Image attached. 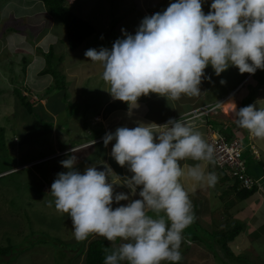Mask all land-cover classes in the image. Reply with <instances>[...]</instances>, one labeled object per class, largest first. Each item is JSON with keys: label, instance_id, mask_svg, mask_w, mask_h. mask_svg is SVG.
<instances>
[{"label": "clouds", "instance_id": "obj_1", "mask_svg": "<svg viewBox=\"0 0 264 264\" xmlns=\"http://www.w3.org/2000/svg\"><path fill=\"white\" fill-rule=\"evenodd\" d=\"M207 15L201 0H176L162 12L146 16L135 34L111 49H88L85 56L103 67L102 79L115 100L136 106L150 93L177 100L199 96L205 69L219 76L229 66L241 74L264 70V0H213ZM224 83V81H221ZM219 107V105H217ZM235 123L253 137L264 139V106L251 104L234 113ZM115 140L111 155L133 173L124 184L141 199L114 195L112 169H75L77 157L60 163L49 194L58 212L71 217L76 240L96 234L114 243L104 249V264H165L179 262L184 230L196 219L187 184L214 187L217 176L201 163L214 161V149L187 121L170 118L165 124L140 123L118 127L103 137L105 147ZM75 150L72 149L71 153ZM129 201L113 209V202ZM53 201H49L51 207ZM154 215H149V213Z\"/></svg>", "mask_w": 264, "mask_h": 264}, {"label": "rangeland", "instance_id": "obj_2", "mask_svg": "<svg viewBox=\"0 0 264 264\" xmlns=\"http://www.w3.org/2000/svg\"><path fill=\"white\" fill-rule=\"evenodd\" d=\"M173 2L176 0H67L66 5L96 30L89 41L87 39L77 51L71 52L66 42V27L42 1L1 0L0 134L4 145L0 147V171L9 167L13 170L1 174L7 176L0 179V248L15 249L9 255L14 260L10 264H84L85 256L79 253L83 248L73 235L71 217L56 210L54 198L49 193L57 174L68 171L61 161L75 155L78 162L87 159L83 156L88 155L89 162H92L102 155L98 150L97 155L95 150H88L84 155L81 151L71 153L72 149L82 148L79 147L81 143L96 137L101 125H92L90 119L102 110L111 96L107 91L110 86L102 79L101 63L91 61L85 52L92 48L111 49L117 39L124 38L122 29L135 34L146 17V10L151 16L164 11ZM212 2L201 0L205 15L212 11ZM51 52L55 58L49 65L47 57ZM59 57L63 62L57 66ZM209 68L208 82L218 83L212 66ZM44 69L57 70L58 77L39 75ZM89 70L93 75L83 79ZM235 70V78L247 74L229 66L220 74V79L223 80V74L230 76ZM75 72H78L81 83L79 87L75 86ZM61 74L68 77L62 92L57 89ZM252 77L246 82L247 87L239 90L238 98L244 99L248 86L253 82L260 81L264 85V70L258 69ZM233 82L228 80V86ZM16 88L24 92L31 102L42 105V120L26 113L14 92ZM62 93H66L65 100ZM57 110L59 115L56 116ZM260 142V138L251 139L248 149H251V144L257 147ZM245 152L247 150L243 151L244 156ZM97 163L93 166L99 170ZM90 165L85 163L84 168ZM80 168L77 169L75 164V169L83 173L85 169L81 171ZM49 201H53L51 207ZM120 204L121 201L119 204L114 201L113 209ZM149 215L154 214L150 212ZM202 233L196 232L195 235L202 237ZM98 238L105 239L90 235L84 250L89 242ZM107 242L118 246L123 241ZM9 258L3 259L9 261ZM216 260L215 264H264V255L262 251L258 256L245 252L238 259Z\"/></svg>", "mask_w": 264, "mask_h": 264}, {"label": "crops", "instance_id": "obj_3", "mask_svg": "<svg viewBox=\"0 0 264 264\" xmlns=\"http://www.w3.org/2000/svg\"><path fill=\"white\" fill-rule=\"evenodd\" d=\"M144 15L148 16L150 12L146 10ZM82 48L84 49V46ZM208 72H210L209 66L205 69V75L200 85L201 94L199 96L182 95L177 100H168L166 97L150 93L147 96H141L136 106L131 108V110L128 103L115 100L110 96L104 103L102 110L90 119L92 125H97V123L101 125L95 133L96 137L90 141L81 143L79 147L81 146L82 148H78V150L74 152L81 151L84 155L88 150L92 152L94 150L97 152L98 150L101 151L102 156L96 157L92 162H89L88 155H85L83 157L87 159H83L82 161L78 160V162H76V168L79 169L81 167L80 170L83 171L85 169V163H89L91 164L90 166H93V163L97 162L100 166L99 170H105L110 167L113 172V177L109 176L108 182L112 183L113 179L116 182V184L113 185L114 195L116 193H125L129 195L130 199H141L139 196L140 187L137 188L136 195L133 196L131 190L124 184V180L130 178L133 173L129 171L127 165L123 167L120 166L112 157L111 152L115 140L105 147L103 137L106 133H114L118 127L126 126L134 128L140 123L154 122L163 125L170 118L177 120L180 118L183 119V116L187 112L194 110V108L204 106L214 107L216 108L217 114L213 113L208 117L194 119L188 121V123L196 131L201 133L208 144L211 131L221 133L229 139L238 138L242 141L244 150H247L245 156L243 155V163L247 173L255 181L256 192L248 198L241 199L239 197V191L237 189H230L228 186L229 182H226L213 162L182 161V166L185 164L194 165L196 163H201L206 172H214L218 178L214 187H196L195 190H192L190 183L186 185V187L189 188V196L193 204V212L196 219L184 230V232L210 231L225 233L231 231L237 233L239 231L237 237L228 243L231 257H225L223 254H220L221 259H238L240 258V254L245 252H252L255 256H258L259 252L262 251L264 255V139H261V142L257 143V147L255 146L256 144H251V149L249 150L248 145L250 140L255 137L251 136L247 130L239 128L235 123V118L228 115L223 109L224 104L230 98L234 99L237 110L245 107L246 103L247 106L256 104L257 108L259 105L264 106V85H261L260 81L253 82L252 85L248 86L244 99H241L237 97L239 95V90L243 87H247L246 82L253 79V77L251 78L253 74L247 73L246 75L235 78L233 76L237 73L235 70L233 73H230V76L227 73L223 74V80L220 79V75L215 77L219 82L210 84V82H208ZM77 73L78 72H75L76 76L72 74V77L75 76V86L79 87L81 83L78 81ZM92 75L93 71L89 70L87 74L84 75L83 79H88ZM228 80H234L233 84L228 86ZM221 81H224V83H221ZM262 91L263 94H261ZM217 105H219V107H217ZM55 112L56 114H54L56 116L59 115L58 110ZM87 121L88 118L85 119L86 123ZM67 154L70 153L68 152ZM231 183L234 182L232 181ZM122 202L126 205L129 201H121V204ZM197 248L198 247L194 245L186 253L185 257L188 263L211 264V256L203 260L204 257L197 254Z\"/></svg>", "mask_w": 264, "mask_h": 264}, {"label": "trees", "instance_id": "obj_4", "mask_svg": "<svg viewBox=\"0 0 264 264\" xmlns=\"http://www.w3.org/2000/svg\"><path fill=\"white\" fill-rule=\"evenodd\" d=\"M38 1V0H37ZM42 1L45 4V7L47 10L66 27V42L69 47V50L71 52L77 51L83 43L87 40L93 37L96 33V30L93 25H91L86 20L79 17L76 13H74L67 5V0H39ZM1 2V0H0ZM55 58V54L53 52L50 53L49 57H47V61L49 65H52V61ZM63 62L62 57L57 58L56 64L57 66L61 65ZM53 72V73H52ZM39 75H53L54 77H58L57 70L55 69H44L42 70ZM66 74H61L58 78L57 82V89L58 91H65L66 88ZM68 78V77H67ZM68 86V85H67ZM15 94L18 96L20 100V104L23 108H25L26 113L32 118L40 117L41 120L43 119V114H41V107L42 105L40 103L35 104L31 102L26 95H24V92L21 93V90L16 88L14 90ZM64 96V100L66 99V93H62ZM201 108V107H200ZM197 109V108H194ZM45 113V112H44ZM2 134H0V147L4 145ZM98 152H96V155ZM102 155L98 156L101 157ZM214 163V161H213ZM215 165V163H214ZM216 166V165H215ZM217 167V166H216ZM13 168L9 167L3 171H0V179L2 177H6L7 175H1L5 172L12 171ZM218 170L223 175L226 182H229L230 189H237L239 191V197L241 199L248 198L249 196L253 195L256 192V186L252 190H246V189H240L238 183H231L230 176L225 173L224 171H221L219 168ZM11 175V174H10ZM196 232H183V237L185 241L190 240L191 244L182 242L180 251L182 253V259L179 262H175V264H196V263H188L187 258L185 257L186 253L191 249L194 245H196L197 248V254L199 256H203V260L207 259L211 256V264H215V261L223 260L220 258V254H223L225 257H231V252L228 247V243L230 241H233L235 237L239 234V231L237 233L234 232H222V233H215L206 231L202 233V237H199L195 235ZM90 237V236H89ZM89 237L85 240H80L79 246L82 247V251L79 253H83L84 258V264H104L105 259V252L104 249H112L115 246H111L105 239L98 238L95 240H92L88 243V246L86 250H84L85 243L89 240ZM119 239L116 240V243ZM62 243V242H61ZM14 248L12 247H6V248H0V260L2 264H10L14 260H11L9 258V255L14 252ZM9 258L8 260H4L3 258ZM169 264H173V262H168Z\"/></svg>", "mask_w": 264, "mask_h": 264}, {"label": "built area", "instance_id": "obj_5", "mask_svg": "<svg viewBox=\"0 0 264 264\" xmlns=\"http://www.w3.org/2000/svg\"><path fill=\"white\" fill-rule=\"evenodd\" d=\"M216 108L204 106L187 112L183 120L191 121L210 114H217ZM209 144L214 149V163L221 171L227 173L240 189L252 190L255 187L254 179L247 173L243 163L244 145L240 139H229L221 133L211 131Z\"/></svg>", "mask_w": 264, "mask_h": 264}, {"label": "bare ground", "instance_id": "obj_6", "mask_svg": "<svg viewBox=\"0 0 264 264\" xmlns=\"http://www.w3.org/2000/svg\"><path fill=\"white\" fill-rule=\"evenodd\" d=\"M223 109H224V111H225L228 115H230L231 117L234 118L233 113H234L235 110H237V109H236V104H235V102H234V99H233V98H230V99L224 104Z\"/></svg>", "mask_w": 264, "mask_h": 264}]
</instances>
